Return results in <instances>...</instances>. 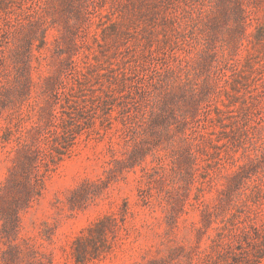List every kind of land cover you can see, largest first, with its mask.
<instances>
[{
    "label": "rangeland",
    "instance_id": "374dc122",
    "mask_svg": "<svg viewBox=\"0 0 264 264\" xmlns=\"http://www.w3.org/2000/svg\"><path fill=\"white\" fill-rule=\"evenodd\" d=\"M0 264H264V0H0Z\"/></svg>",
    "mask_w": 264,
    "mask_h": 264
},
{
    "label": "trees",
    "instance_id": "16d2710c",
    "mask_svg": "<svg viewBox=\"0 0 264 264\" xmlns=\"http://www.w3.org/2000/svg\"><path fill=\"white\" fill-rule=\"evenodd\" d=\"M71 131H72V129H69V128L64 129V131H63L64 133L62 134V137L65 138V137L67 136V134H68L69 132H71ZM73 134H74V133H73ZM73 137H74V136H73ZM32 152L35 153V155H39L40 153L43 152V150H42L41 147H36V148L32 149ZM33 168H34V169H37V168H36V165H34ZM30 187H31V188H35V185L31 183V184H30ZM31 190H33V189H31ZM31 192H32V191H31Z\"/></svg>",
    "mask_w": 264,
    "mask_h": 264
}]
</instances>
